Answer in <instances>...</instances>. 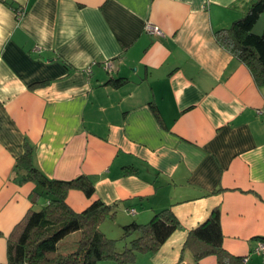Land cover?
Returning <instances> with one entry per match:
<instances>
[{
  "label": "crops",
  "instance_id": "0c3cea01",
  "mask_svg": "<svg viewBox=\"0 0 264 264\" xmlns=\"http://www.w3.org/2000/svg\"><path fill=\"white\" fill-rule=\"evenodd\" d=\"M252 1L0 0V264H23L8 260L9 235L46 203L15 172L26 143L47 177H89L93 194L70 190L65 201L75 212L111 205L115 217L100 224L108 238L170 210L178 227L127 264H218L185 245L216 207L223 249L264 264L254 252L264 238V84L215 36Z\"/></svg>",
  "mask_w": 264,
  "mask_h": 264
},
{
  "label": "trees",
  "instance_id": "16d2710c",
  "mask_svg": "<svg viewBox=\"0 0 264 264\" xmlns=\"http://www.w3.org/2000/svg\"><path fill=\"white\" fill-rule=\"evenodd\" d=\"M262 17L264 0H253L241 18L215 32L218 42L246 64L259 85L264 84V29L256 33L254 27ZM110 83L117 86L123 79ZM14 169L21 182L32 181L36 185L34 193L43 195L46 203L38 210L30 209L13 227L7 247L11 263L97 264L101 260H113L116 264H127L137 253L156 251L179 225L169 209L154 213L144 224H125L121 238L135 236L119 252L116 250L118 239L108 238L100 230L103 221L115 217L111 205L96 200L83 211L75 212L65 201L70 190H81L91 196L94 186L89 177L80 175L70 180L47 177L33 163L32 147L28 143L16 158ZM131 171L125 168V172ZM74 232L79 236L73 241L69 235ZM222 239L220 210L216 207L188 233L185 245L192 250L195 261L215 255L218 264H240L237 257L223 249Z\"/></svg>",
  "mask_w": 264,
  "mask_h": 264
},
{
  "label": "built area",
  "instance_id": "2783aa9c",
  "mask_svg": "<svg viewBox=\"0 0 264 264\" xmlns=\"http://www.w3.org/2000/svg\"><path fill=\"white\" fill-rule=\"evenodd\" d=\"M17 16H22L24 14V10L19 8L18 11L16 12ZM145 28L149 31H152L156 34H160L161 31L158 29V27L147 24L145 26ZM106 68L109 69L111 68L110 63H106ZM87 72H90V68L87 69ZM129 212H134V210L130 209ZM254 252L256 253H264V241L259 240V242L257 243V245L255 246Z\"/></svg>",
  "mask_w": 264,
  "mask_h": 264
},
{
  "label": "rangeland",
  "instance_id": "374dc122",
  "mask_svg": "<svg viewBox=\"0 0 264 264\" xmlns=\"http://www.w3.org/2000/svg\"><path fill=\"white\" fill-rule=\"evenodd\" d=\"M108 223H111V222L108 221ZM127 238H130V237L128 236V237H125V238L118 239V240H117V243L121 241V243L123 244ZM128 240H129V239H128ZM128 240H127V241H128ZM122 244H121V245H122Z\"/></svg>",
  "mask_w": 264,
  "mask_h": 264
}]
</instances>
